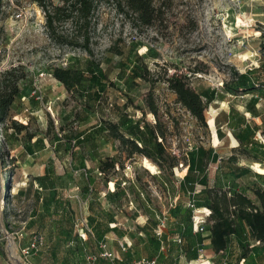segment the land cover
<instances>
[{"label":"rangeland","instance_id":"obj_1","mask_svg":"<svg viewBox=\"0 0 264 264\" xmlns=\"http://www.w3.org/2000/svg\"><path fill=\"white\" fill-rule=\"evenodd\" d=\"M53 2L62 4V0ZM155 2L165 3V7H158V20L144 27L138 26L131 15L119 13L115 2L101 0L89 29L90 55L82 48L54 44L44 14L36 5L3 0L0 80L5 72L23 80L19 82L20 97L0 121V264H15L12 254L21 264H89V254H100L99 242L89 227L88 217L95 214L89 205L93 198L96 208L107 201L99 192L89 198L82 193L85 186L96 189V169L89 158L95 143L99 153L119 158L120 168L110 174L107 190L113 192L115 181L128 179L130 182H122V187L129 200L134 197L128 187L135 184L141 198L148 199L149 207L157 211L160 224L170 219L173 209L179 207L183 213L189 207V195L179 184L188 172L189 157L200 148L212 150L222 167L208 164L210 187L216 181L227 190L232 185L227 166L232 156L237 157L238 166L264 174V87L236 96L225 89L235 73H248L251 83L264 85V0ZM59 31L70 37L80 35L69 23L59 26ZM88 61L99 65L107 86L94 111L84 106L82 89L72 94L54 79L42 77L52 67L84 70ZM135 63L144 69L146 79H133ZM179 75L187 76L198 93L216 91V99L205 112L206 127L178 103L177 95L169 89L167 79ZM88 85L84 83V87ZM151 101L157 107L156 116L148 107ZM251 105L254 113L248 112ZM121 113L142 127L148 124L164 133L158 141H162L170 159L176 158L173 177L144 155L129 158L131 148L122 146L109 132L96 135L97 142L78 146L77 140L86 133L94 134L100 121L116 124ZM217 117L222 122L220 137L215 126ZM239 121L256 128L248 154L234 136ZM99 179L104 180L103 176ZM98 188L105 190L101 184ZM137 210L145 215L137 204L124 199V209H116L115 214L117 227L127 238L124 242H104L116 252L121 245H132L135 251L127 259L140 255L165 264L163 254L132 237H145L140 231L146 225L144 217ZM161 213L164 219H160ZM196 216L204 218L205 214L195 210ZM33 237L40 244L27 254Z\"/></svg>","mask_w":264,"mask_h":264},{"label":"trees","instance_id":"obj_2","mask_svg":"<svg viewBox=\"0 0 264 264\" xmlns=\"http://www.w3.org/2000/svg\"><path fill=\"white\" fill-rule=\"evenodd\" d=\"M26 4L36 5L44 14L45 27L50 40L61 46H71L82 48L88 54H92L90 48L89 29L92 18L101 0H62V4L56 5L53 0H23ZM117 4L119 13L131 15L135 24L138 26L150 27L159 18L161 9L165 3L157 5L155 0H107ZM2 2L0 0V14L2 13ZM71 24L80 35L70 37L59 31V26ZM82 40V43H78ZM264 71V65L262 67ZM48 73L53 79L60 83L65 90L74 94L82 89V96L85 97L84 106L94 111L98 104H101L107 86L104 84L99 65L88 61L84 70L63 69L52 67ZM12 72H5L0 80V121L8 116L10 109L16 100L20 97L21 90L19 82L22 78L13 79ZM133 79H146L144 69L139 65H134L132 71ZM90 85L84 87V83ZM169 89L177 95V101L181 104L200 124L207 126L205 112L207 107L216 99V91L205 90L202 93L195 91L190 80L185 75L174 76L167 79ZM34 85V83H33ZM261 86V87H260ZM264 85H256L250 82L249 74L235 73L232 81L225 85V89L232 95L239 92L244 94L253 93ZM205 100V101H204ZM113 106V105H112ZM152 114L158 113L157 107L153 101L148 104ZM249 113H254V105L249 107ZM237 124L235 139L240 143L241 150L248 154L253 146V135L256 128L250 125ZM215 126L218 137L222 135V122L219 117L215 120ZM24 129L25 127H21ZM95 135L109 132L113 139L120 142L122 146H129L128 157L134 155H144L153 160L161 171L171 177L174 176L173 168L176 158L166 155L164 145L158 141V137L164 138V133H159L158 127H152L145 124L141 126L140 122H133L125 114L121 113L118 123H110L106 120L94 127ZM31 138V137H30ZM93 135L86 133L77 140L78 146L93 141ZM188 172L180 181L179 187L184 194L189 195V207L182 213L179 207L170 212V219H166L167 227L164 229L162 237H157L155 230L160 225L156 219L157 211L149 207V200L142 199L139 193L140 189L135 184H130L129 192L132 194L133 201L129 200L126 188L123 183H128V179L115 181L113 192L109 194L113 204L117 208H124V199L128 204H137V209H142L148 220L144 227L140 229L145 237H139L132 234V237L147 248L152 247L156 252H161L165 256V264H178L179 257L184 255L187 260H197L199 250L204 247L207 239L211 241V247L217 254H222V261H230V264H240L246 260L252 250L253 244H264V174L253 172L248 167L238 166L237 157L232 156L227 161V166L231 169L233 176L232 185L227 189L216 181L214 187L209 186V175L207 166L209 163L218 164V156L212 150L200 148L197 153L192 154L188 161ZM119 158L107 157L98 163L97 177L103 176V182L108 185L111 181L110 174L119 170ZM123 182V183H122ZM164 185L167 183L164 182ZM203 187L198 191V187ZM98 192L92 187L85 186L82 193L85 198L96 195ZM96 198L90 200L89 209L95 214L89 215V227L98 242L104 241L105 234L114 232L118 237H124L123 231L118 227H111L117 221L113 214L105 211L102 207L96 208ZM207 209L209 216L204 217L205 223L198 231H193L194 213L198 209ZM160 219H164L162 213ZM204 233L209 235L204 236ZM181 240V244L176 242ZM137 246L138 243L136 242ZM236 246V251L232 246ZM164 252H162V251ZM95 255L98 262H104L100 254ZM151 259V258H150ZM96 261V262H97ZM222 262V264H225ZM70 264V263H68Z\"/></svg>","mask_w":264,"mask_h":264},{"label":"crops","instance_id":"obj_3","mask_svg":"<svg viewBox=\"0 0 264 264\" xmlns=\"http://www.w3.org/2000/svg\"><path fill=\"white\" fill-rule=\"evenodd\" d=\"M59 85H60V83H58V86ZM60 87L63 88L62 85H60ZM92 135H93V138H94L93 141L95 140V142H97V138L98 137L95 134H92ZM94 146H95V149H93L90 152L89 158H90V161L94 164L95 169H96L95 172L97 173L99 161L102 160V159L104 160L107 157H112V156L111 155H104V154L99 153L96 143H95ZM254 170H256V168ZM96 173H94L95 174L94 179L96 181V190L99 192V195L102 196L101 199H105V201H107V204L106 205L105 204L102 205V207H103V209L105 211L112 213L114 218L117 221L118 219H117V216L115 214V210L116 209L121 210V209L117 208L113 204V202H112V200H111V198L109 196V194L112 191L107 190V185L103 182V180H100L98 177H96L97 176ZM100 184H101V187H103L105 189L104 191H102V190H100L98 188V186ZM98 200H100V198ZM138 211L139 210H137V213H138ZM138 214H139V216L144 217V222H145L144 224H146L147 220H148L147 216L143 215V214H140V213H138ZM111 227H117V223L116 224H111ZM207 235H209V233H207L206 236ZM126 238H127V234H125V233H124V237H118L114 232H109V233L105 234L104 241L108 242V241L119 240V242H124L126 240ZM252 247L254 249L252 250L250 256L246 260H243L240 264H264V257L262 258V256H261V254H263V256H264V244H253ZM109 248L112 251L116 252V250H114L113 248H111V247H109ZM232 248L233 249H230V250L234 251V249H235L236 251H238V249H236V246L233 245ZM119 251H120V249L117 250V252H119ZM134 251L135 250L133 249L132 245H130L129 251L127 253H122L120 255L121 260L116 261L115 264H130L133 261V259H135L136 257H140V255H139V256H135L131 260L127 259V257H129ZM162 252H164V251H162ZM159 253H161V252H159ZM222 257H223L222 254H217V253H215L213 251V249L211 247V241H210V239H207L204 242V247L199 250V258L197 260H190L189 261V260H187V258L184 255H181L179 257L178 264H222V262H225V261H222ZM151 259H153V258H151ZM104 261H106V260H104ZM230 263H231L230 261L229 262L228 261L225 262V264H230ZM107 264H109L108 261H107Z\"/></svg>","mask_w":264,"mask_h":264},{"label":"built area","instance_id":"obj_4","mask_svg":"<svg viewBox=\"0 0 264 264\" xmlns=\"http://www.w3.org/2000/svg\"><path fill=\"white\" fill-rule=\"evenodd\" d=\"M44 75H46V77H50L53 79L52 75H50L49 73H44L42 74V77H44ZM35 87V86H34ZM38 88H37V91L35 89V91L33 92L34 94H37L38 92ZM41 100H42V97H40ZM205 214V217L209 216L210 214V211L207 210L206 213H203ZM196 219V217H195ZM205 223V218H200V221L196 222L195 223V231H198L199 228ZM166 227V223L165 221L162 222L158 228L155 230V233L157 235V237H162L163 235V232ZM176 242L178 244H181V240L180 239H177ZM40 242H39V239H37L36 237H33L31 239V243L29 245V250L27 252V254H30V252L32 251H35L38 249V246H39ZM98 248L100 250V258L106 260L109 262V264H115L116 261H119L121 260L120 258V255L122 253H127L129 251V248H130V245H121L120 246V251L119 252H114L112 251L109 247H108V244L105 243L104 241H100L98 243ZM87 260H88V263L89 264H95L96 261H97V257L95 255H90L87 257ZM70 264H78V263H70ZM130 264H159L158 260L157 259H150V258H147V257H136L135 259H133V261L130 263Z\"/></svg>","mask_w":264,"mask_h":264},{"label":"bare ground","instance_id":"obj_5","mask_svg":"<svg viewBox=\"0 0 264 264\" xmlns=\"http://www.w3.org/2000/svg\"><path fill=\"white\" fill-rule=\"evenodd\" d=\"M197 212L200 214V213H204V212H207V209H198ZM199 219V220H197ZM196 220L197 222L200 221V217L199 216H196ZM12 240V238L10 237V241ZM12 258L15 262V264H21V260L18 256H16L15 254H12Z\"/></svg>","mask_w":264,"mask_h":264},{"label":"water","instance_id":"obj_6","mask_svg":"<svg viewBox=\"0 0 264 264\" xmlns=\"http://www.w3.org/2000/svg\"><path fill=\"white\" fill-rule=\"evenodd\" d=\"M6 234L9 236V233L8 232H6ZM10 250L12 251V245H10Z\"/></svg>","mask_w":264,"mask_h":264}]
</instances>
